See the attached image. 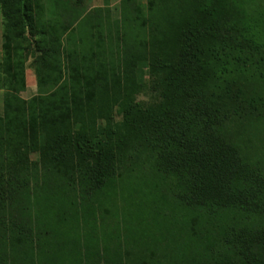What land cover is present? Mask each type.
I'll list each match as a JSON object with an SVG mask.
<instances>
[{"label":"trees","instance_id":"obj_1","mask_svg":"<svg viewBox=\"0 0 264 264\" xmlns=\"http://www.w3.org/2000/svg\"><path fill=\"white\" fill-rule=\"evenodd\" d=\"M104 3L0 0V264H264V0Z\"/></svg>","mask_w":264,"mask_h":264},{"label":"rangeland","instance_id":"obj_2","mask_svg":"<svg viewBox=\"0 0 264 264\" xmlns=\"http://www.w3.org/2000/svg\"><path fill=\"white\" fill-rule=\"evenodd\" d=\"M47 5V13L46 17L52 16L53 13V0H44ZM84 6L86 7V10L93 9L96 7H103L105 5L104 0H82ZM121 0H109L110 7L113 9L118 8ZM138 3L143 7V10H145L146 16H153L155 14V0H138ZM3 33H4V19L2 16L1 8H0V73H1V63L3 58ZM32 59H30L26 64V83H27V89L25 92L21 94V97L25 100H29L32 97L36 96L37 91V83H36V75H35V69L31 66ZM4 94L5 89L0 84V115L3 113V103H4ZM149 98V92L141 93L138 95L139 101H147Z\"/></svg>","mask_w":264,"mask_h":264}]
</instances>
